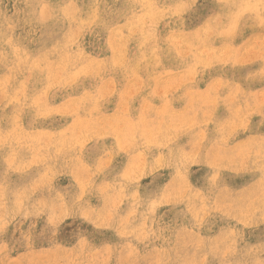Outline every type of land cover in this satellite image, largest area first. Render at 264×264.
I'll return each instance as SVG.
<instances>
[{
  "label": "rangeland",
  "instance_id": "1",
  "mask_svg": "<svg viewBox=\"0 0 264 264\" xmlns=\"http://www.w3.org/2000/svg\"><path fill=\"white\" fill-rule=\"evenodd\" d=\"M0 264H264V0H0Z\"/></svg>",
  "mask_w": 264,
  "mask_h": 264
}]
</instances>
